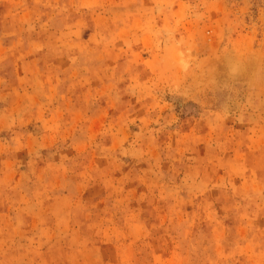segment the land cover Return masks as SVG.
Here are the masks:
<instances>
[{"label":"rangeland","instance_id":"374dc122","mask_svg":"<svg viewBox=\"0 0 264 264\" xmlns=\"http://www.w3.org/2000/svg\"><path fill=\"white\" fill-rule=\"evenodd\" d=\"M0 264H264V0H0Z\"/></svg>","mask_w":264,"mask_h":264}]
</instances>
